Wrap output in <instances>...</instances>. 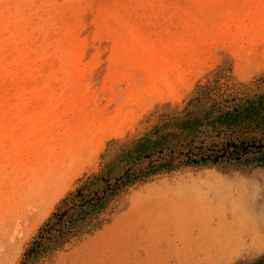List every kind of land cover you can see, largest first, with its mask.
<instances>
[{
  "label": "bare ground",
  "instance_id": "bare-ground-1",
  "mask_svg": "<svg viewBox=\"0 0 264 264\" xmlns=\"http://www.w3.org/2000/svg\"><path fill=\"white\" fill-rule=\"evenodd\" d=\"M70 1L0 0V238L8 220L24 216L25 202L62 175L60 160L78 156L99 135L97 105L118 103V84L140 74L145 86L135 88L130 102L167 101L222 46L241 53L264 38V0H109L98 7ZM128 72L136 76L127 78ZM167 199L138 200L131 216L62 258L68 264H219L231 243L244 240L209 237L188 220L181 243H157L172 225L168 217L193 210L188 200ZM84 247L87 256L78 254Z\"/></svg>",
  "mask_w": 264,
  "mask_h": 264
},
{
  "label": "rangeland",
  "instance_id": "rangeland-1",
  "mask_svg": "<svg viewBox=\"0 0 264 264\" xmlns=\"http://www.w3.org/2000/svg\"><path fill=\"white\" fill-rule=\"evenodd\" d=\"M256 39L244 53L221 45L218 60L200 64L167 101L145 96L134 106L135 88L145 86L140 74L118 84L117 102L125 101L103 99L96 108L101 136L61 159L62 175L2 226L0 264H68L62 255L155 196L193 205L187 216L168 217L157 243H181L180 229L193 220L209 237L244 238L219 264H264V38ZM79 253L87 256V247Z\"/></svg>",
  "mask_w": 264,
  "mask_h": 264
}]
</instances>
